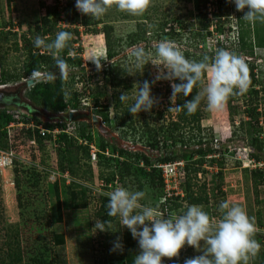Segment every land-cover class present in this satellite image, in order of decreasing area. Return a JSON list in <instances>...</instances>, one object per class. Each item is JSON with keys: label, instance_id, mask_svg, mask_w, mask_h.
Returning <instances> with one entry per match:
<instances>
[{"label": "rangeland", "instance_id": "obj_1", "mask_svg": "<svg viewBox=\"0 0 264 264\" xmlns=\"http://www.w3.org/2000/svg\"><path fill=\"white\" fill-rule=\"evenodd\" d=\"M69 2L70 0H0V91L15 99L0 106L31 112L37 115L42 124L57 122L64 116L67 120L85 122L96 145L99 139H104L118 148L146 154L150 156L151 162L171 154L183 159L185 163L192 162L199 158L196 155L190 156L194 148H210L212 151L201 159V165H190L188 170L187 177L194 183V190L208 197L206 204L197 206L202 207L214 219L220 218L218 207L221 201L242 206L254 221L256 231L253 239L259 244V249L255 255L249 256L247 264H259L260 256L264 254V181L254 187L251 170L259 169L264 175V143L261 145L262 149L258 150L261 162L250 160L248 154L257 150L251 140L253 135L246 134L247 126L242 122L247 120L244 111L247 108L246 102L251 98L257 104L255 112L260 114L259 126L264 128V50L254 47L252 56L239 52L237 34L240 29L251 30L254 24L260 23L259 26L262 27L261 21L248 22L243 19L247 8L237 11L230 0H207L205 9H201L202 0H150L147 9L140 15L120 11L113 5L99 18L100 23L93 26V18L80 13L76 7L73 9ZM49 7L57 11V15L51 20L55 22L56 30L43 39L51 42L61 29L68 28L72 34L70 41L73 43V50L68 55L77 54L81 58L80 66H67L66 76L61 75L58 67L43 69V72L36 71L39 73L33 75V82L29 85L21 78L7 79L9 74L23 73V66L28 59L23 49L22 36L35 40L38 35L34 28L43 24L48 16L47 10H53ZM200 9L211 19L208 32L201 29ZM73 16L77 20L84 18L83 21L88 26L85 27L77 20L70 22ZM239 19L243 20L240 29L237 24ZM105 24L112 28L114 53L111 57L107 56L101 31ZM86 28H94L96 32L86 31ZM73 30L78 33L75 34ZM258 31L263 32L261 28ZM161 41L173 42L189 60L198 61L205 55L211 60L220 49L234 52L244 61L251 60L256 66L254 73L259 81L253 87L257 90V96H251V88L248 87L245 92H239L232 99L230 104L233 109L228 108L227 102L220 109H210L203 96L207 81L205 74V83L194 87L188 97L180 95L179 104L177 97L171 98V83L180 81L156 80L158 67L149 63L137 69L132 56V51L136 48H143L154 54ZM41 50L48 51L44 47ZM106 68L110 70L108 77L105 74L101 76ZM58 81L65 99L72 98L73 90L78 92L81 85L84 86L89 92V105L92 104L91 99L96 101L98 110L107 112V120L103 119L95 106L90 108L88 105H78L77 111L71 113L69 119L65 112L53 113L39 106L29 96L35 83L51 82L54 86ZM144 81L150 83L151 94L156 98V103L149 111L142 110L136 114L129 112L125 115V110L133 103L132 98ZM123 92L129 96V100L122 103L119 96ZM198 92L202 96L197 108L200 116L199 131L194 124H185L172 133L176 144L172 150L160 151L158 147H148L146 131L157 129L166 120L165 117H158L156 112H161L166 117L170 113L173 118L177 106L190 100ZM81 96L82 94L79 97ZM117 101L119 105L115 107ZM120 117L125 118L126 123H132L133 132H129L130 128L119 127L117 120ZM87 131L88 129L85 130ZM123 133L128 137H124ZM22 135L16 137L13 150L18 158L14 164H19L22 168L26 166V171L18 173V168H13V164L0 168V264H11V252L19 254L20 259L15 264H102L104 259L110 258L116 251L111 250L112 245L103 247L102 244L108 238L100 235L99 230L94 227L96 220L98 221L95 217L99 195L96 186L103 167L89 165L80 152L70 145L71 151L67 157L71 158V172L67 171L66 177L58 169L57 149L48 142H44V146L35 153L32 151L31 156L35 161L33 166L28 159L32 147L27 145L26 138ZM162 136L169 135L160 132L158 139ZM257 136L262 138L263 135L258 133ZM199 138L202 143L197 145ZM179 139L182 140V145ZM5 144L7 142L0 136V148L5 149ZM259 144L260 141L257 142V147ZM194 169L198 171L194 172ZM106 170L110 171L111 168ZM143 170L130 165L129 174L124 176L122 182L123 187L143 191L145 196L140 201L141 204L158 206L160 209L159 196L162 188L157 182L152 184ZM219 173L221 177L218 176ZM15 180L19 182L18 188L14 186ZM72 184L80 188L72 187ZM82 189L86 190L85 194L80 191ZM109 191L110 189H106V193ZM188 206L191 205L181 203L180 207L172 209L170 213L182 214ZM118 227L120 232L114 236L113 242L119 238L123 251L127 250V255L134 264L135 256L140 251L137 240L126 227L120 223ZM200 243L201 249L185 245L178 256L163 258V264H175L174 261L178 260L179 264H184L186 259L200 255L207 247L203 241Z\"/></svg>", "mask_w": 264, "mask_h": 264}, {"label": "clouds", "instance_id": "obj_2", "mask_svg": "<svg viewBox=\"0 0 264 264\" xmlns=\"http://www.w3.org/2000/svg\"><path fill=\"white\" fill-rule=\"evenodd\" d=\"M237 11H244L242 16L248 22H264V0H230ZM150 0H75L76 9L91 18H101L113 5L120 11L131 15L142 14L149 6ZM72 39L68 31H59L55 39L46 42L39 36L34 45L44 47L52 53L62 76L67 75V64L59 58L60 53ZM136 68H143L151 63L158 67L156 80L180 81L171 83V98L182 95L188 97L194 87L207 81L203 88L210 109H220L228 98L238 91L243 93L249 85V72L246 62L234 52L220 49L211 58L205 55L198 61L187 59L182 51L171 41H161L155 53L143 48L132 51ZM97 64V63H96ZM97 67L99 65L97 64ZM154 83V82H153ZM128 112L132 114L149 111L156 103L151 94L148 81L139 86L138 93L132 98ZM202 99L198 92L190 100L177 106L187 114L194 113ZM123 103L129 100L124 92L119 96ZM143 191H132L117 187L108 193L107 215L118 217L121 226L126 227L137 240L139 253L134 264H163V258L179 255L185 245L201 249V241L207 245L200 255L186 259L184 264H247L250 255H255L259 244L253 239L256 231L254 221L246 210L238 204L221 201L218 207L220 218L214 219L197 205L188 206L182 214L165 213L159 207L141 204ZM106 221H97L96 230H109ZM115 250H123L119 238L114 242Z\"/></svg>", "mask_w": 264, "mask_h": 264}, {"label": "trees", "instance_id": "obj_3", "mask_svg": "<svg viewBox=\"0 0 264 264\" xmlns=\"http://www.w3.org/2000/svg\"><path fill=\"white\" fill-rule=\"evenodd\" d=\"M69 4L71 5V7L73 9H75V0H70ZM207 4V0H202V4H201V9H205V6ZM49 9H53V10H47V18L44 19V22L41 26L36 25L35 26V31L37 33V35L43 39V37L47 34H53L56 30V24L55 22H52V18L54 15H57V11L55 8H51L49 7ZM199 10V15L201 18V29L205 32H208V27L209 25L212 23L211 19H209L206 15V13L203 10ZM50 17V18H48ZM84 19V18H83ZM83 19L81 18V20H77L76 18H74V16L72 17V20L70 22H75L77 20V22L82 23L85 27L88 26V24L83 21ZM83 21V22H82ZM211 22V23H210ZM100 23V19L98 18H93L92 19V24L93 26H95L96 24ZM243 23V20H238L237 24L239 26V29L241 27V24ZM263 24V26H259L260 23L254 24V27L249 30H239L238 34H237V40H238V51L241 53H245L247 56H252L253 54V48L254 47H260L264 50V22H261V25ZM262 29L263 32H259L258 29ZM86 31H90L91 33H95L96 29H91L88 30V28H86ZM102 33L104 36V43H105V47H106V52H107V56L111 57L114 53L113 51V44H114V40L111 37V32H112V28L110 25H103L102 28ZM61 31H68L71 32L68 28H64L61 29ZM75 34L78 33L77 30H73ZM23 39V49L26 52V58L28 59L24 66H23V73L21 75H13V74H9L7 79H19V78H25L26 76L30 75L32 72L34 71H39V72H43V69H51L53 67H57L56 65V61L53 58V55L51 52L49 51H42V47L37 48L34 45V41H31L29 38H27L25 35L22 36ZM36 39V38H35ZM73 50V43L71 41L68 42L67 46L60 52L58 53L59 58L63 59L67 66L71 65V66H80L81 64V58L75 54L74 56H70L68 55L69 52H72ZM186 55V54H185ZM248 67V72H249V85L248 87L251 88L250 91V95L251 96H257V90H254L253 87L259 82L258 78H256V74L254 73V69H255V64L254 62H252L251 60L249 61H245ZM82 69V68H80ZM109 69L106 68L103 73L105 74L106 77H108V73H109ZM261 74L263 72H260ZM3 83V82H1ZM39 87H43L42 89H39ZM264 88V84L262 86ZM239 92L236 91L234 92L233 95H231L227 102L228 108H232V105L230 104L232 99L237 97V94ZM80 92H77L76 90H73L72 93V98L70 99H65L64 98V93L61 90V83L60 81H58L54 86L51 84V82H46L44 84H42L41 82H37L35 83L31 89H30V93L29 96L33 99L37 101V104L41 107H45L48 110H50L53 113H64L66 111V106L70 105L72 106L74 109L77 108L78 106V102H79V96H80ZM180 96H177V101L179 102V98ZM254 100H252L250 98L249 101L246 102L247 104V108H245V115L247 117V120L242 123L246 124L247 128H246V134H252L253 138L252 143H255V150H257V152H251L249 155V159L252 160L255 163H260L261 162V156L258 154V150L260 151L262 149L263 143H264V128H260L259 126V113L255 112V108H256V103H253ZM180 104V102H179ZM119 105V102L117 101L115 103V107ZM94 106L96 108L97 111L98 110V106H97V102H94ZM101 114V116L103 117L104 120H107V112H103L100 111L99 112ZM125 115H128L129 112L128 110H125ZM157 116H160L161 113L160 112H156ZM37 115H34V119L39 122L38 118L36 117ZM125 117V116H124ZM199 112L198 110H196L194 113L192 114H187L186 110L182 109L180 111L176 112V121H170L169 125L164 128L163 126H159L157 129L155 130H149L147 127L146 129H148L146 131L147 133V140H146V144L148 147L150 148H160V143L161 146H164V144L166 143V141H171L173 148L175 147V139L172 136V133L177 132L178 130H180L183 126H185V124H194L197 131H199ZM10 120V116L5 114L3 110H0V128L3 127L4 124H6L8 121ZM65 121L66 118L64 116V118L62 120H58L57 122H53V123H49V124H44L46 127L52 128L54 126H64L65 125ZM118 125L119 127L122 128H130L128 129L129 132H133V126L132 123H126L125 122V118L120 117L118 120ZM77 128L75 129V131L77 132V134L83 138H85L88 142L94 140L93 139V135L92 132L90 131V129L88 128V124H86L85 122H81L78 123L76 122ZM88 129L87 132H85V130ZM168 133L169 136H162L158 139L159 137V133ZM5 132H0V136H4ZM258 133H262V138H259L257 135ZM142 133H141V137H142ZM27 136L30 137V132H27ZM124 137H128L126 133H123ZM36 142L38 145V150L40 148H42L44 146L43 144V139L37 134L36 135ZM61 138L64 140V145L63 148L61 147H57V164H58V169L60 172H71L70 168H69V164L71 163V158L67 157L68 154L70 153V145H73L77 151L80 152L82 158H85L87 163H88V157H89V150H88V146H84V145H77L75 143V140L70 139L67 140L65 135H62ZM46 139H49V137H46ZM95 141V140H94ZM180 145L183 144L182 140H180ZM261 142V144H259V146L257 147V142ZM197 145H199L201 142V139L199 138V140H197ZM6 145V144H5ZM262 145V146H261ZM97 146L100 149H104L105 147V143H104V139H99ZM111 146L115 149L118 150V152L121 155H124L126 157V160L123 162H118L119 166L114 167V164H112L111 161L113 160H109L104 158V156L102 155H98V162H97V166H101L103 167V172H101V175L99 176L100 179H104L105 181H110L113 176L115 171L117 172V174L119 175L121 181L123 182L124 176L126 174H129L130 171V165H133L135 167L141 168L139 166V163L142 162L144 165H151V158L150 156L146 155V154H141L140 152H131L126 148H118L117 146H115L114 144L111 143ZM5 147V146H4ZM212 150L210 148H194L193 151L190 152V156H198V160H192V162H186L185 163V170H186V182L184 184V196L182 197V201L186 202L188 205H200V204H206L208 201V197L205 194H202L199 191L194 190L193 188V182H190V178L187 177L188 175V170H189V166H194V165H201V159L204 158L206 155H208L209 152H211ZM172 152V151H171ZM176 158H179L178 156H175L173 154L171 155H164L162 158H159L156 161H171L174 160ZM67 163H66V162ZM211 162L213 160H210ZM115 163H117V160L114 161ZM89 164V163H88ZM90 165V164H89ZM91 168V166H90ZM107 168H111L110 171L106 170ZM198 169V168H197ZM197 169H194V172L198 171ZM145 172V170H143ZM159 171L156 168H151L149 171H146L145 174L146 176L149 177L150 182L159 184L160 186H162V179L158 173ZM251 175L252 177V181H253V186L256 187L260 182L264 181V175L263 172L259 169H254L251 170ZM219 177H221V174H218ZM103 177V178H102ZM14 186L16 188L19 187V182L18 180L14 181ZM72 187H78L80 188V186L76 185V184H72ZM83 190V191H82ZM80 190L82 192V194H85L84 192H86L85 189ZM200 190V189H198ZM17 196V200H18ZM97 201H98V207L96 208V212H95V217L98 219V221H102L105 222V227H107L109 230H105V231H100L99 230V234L103 235L105 238H108V241L103 243V247H109V246H113L114 242V236L118 235L120 232V229L118 227L119 225V219L118 217H109L107 215V203H108V198L104 197V196H97ZM180 201L178 198H175L174 201L171 202V209H175L177 207H180ZM115 228V230H114ZM127 250H116L113 255L110 258H106L104 259V261H102V264H109V263H120V264H132V258L130 256L127 255ZM181 255V254H180ZM10 257V261L9 263L11 264H15L19 261L20 257L19 254H17V252H11V254L9 255ZM175 259V258H174ZM175 264H179L180 261L178 260V262L174 261ZM101 264V263H100ZM259 264H264V254H261L260 259H259Z\"/></svg>", "mask_w": 264, "mask_h": 264}, {"label": "built area", "instance_id": "obj_4", "mask_svg": "<svg viewBox=\"0 0 264 264\" xmlns=\"http://www.w3.org/2000/svg\"><path fill=\"white\" fill-rule=\"evenodd\" d=\"M38 73L39 72L34 71L25 78H21V80L26 81L28 78H32ZM103 74L104 73L101 72V76H103ZM78 92L82 94V96L79 97L78 105L83 107H87L88 105L90 108H93L94 102L91 99L92 104L89 105V92L84 89V86L81 85V89ZM0 110H3L5 114L10 116V120L0 128V132H5L3 138L7 142L5 149L0 148L1 169H4L6 166H10L12 164L14 166L13 168H18V173H21L24 169H27L26 166L22 168L19 164H14L18 156H16L13 148L16 143V137L19 134H23L22 136H25L27 145L29 147H32L30 149L31 152L28 154V159L31 161L33 166L35 165V161L32 159L31 153L32 151L33 153H35V151L38 150V145L35 138L37 134L44 140L43 143L48 142L52 144L54 148H63L64 140L61 138L62 135H65L67 140L74 139L77 145L88 146V163L91 166L97 167L99 154L104 156V158L106 159L113 160L111 162L112 164H114V167L119 166L118 162H123L126 160V157L124 155H121L117 149L113 148L111 146V143L107 140H104V149H100L96 145L94 140L88 142L85 138L79 136L75 131V129L77 128V121L66 119L64 126H54L52 128H49L41 122H37L34 119V114L31 112H20V110H16L14 108L9 109L8 106H0ZM75 111H77V109H74L72 106L67 105L65 111L66 117L69 116V114L74 113ZM170 116V113L167 117L162 114L158 116L162 119L165 117L166 119L165 124L159 126H163L164 128H166L169 125L170 121H176V113L175 117L171 118ZM28 131L30 132V137L27 136ZM46 137H49V139H46ZM159 146L160 151H170V149L172 150L173 148V145L169 140L166 141L164 146H161V143ZM115 160H117V163L114 162ZM139 166L142 167L145 171H149L151 168H156L159 171L158 173L162 179V193L159 196L161 211L165 213L172 212L170 206L171 202L174 201L175 198H178L180 200L178 202L182 204L185 203L182 201V197L184 196V184L186 182L185 161L183 159L176 158L171 161H154L151 165L148 166L140 162ZM63 175L67 177V172H64ZM117 187H123V183L116 171L110 181L100 179L99 183L96 186L98 194L106 198H108V193H110ZM106 189H110V191L106 193Z\"/></svg>", "mask_w": 264, "mask_h": 264}, {"label": "water", "instance_id": "obj_5", "mask_svg": "<svg viewBox=\"0 0 264 264\" xmlns=\"http://www.w3.org/2000/svg\"><path fill=\"white\" fill-rule=\"evenodd\" d=\"M33 82V80L31 79V78H29V79H27L26 80V83H27V85H29V84H31ZM1 95H3V93H1V91H0V98L2 97ZM7 102H4V101H0V105H2V104H6ZM69 119L71 118V114H69ZM93 119L94 118H96V117H92ZM126 145H128V144H126ZM130 145V144H129Z\"/></svg>", "mask_w": 264, "mask_h": 264}, {"label": "flooded vegetation", "instance_id": "obj_6", "mask_svg": "<svg viewBox=\"0 0 264 264\" xmlns=\"http://www.w3.org/2000/svg\"><path fill=\"white\" fill-rule=\"evenodd\" d=\"M2 97L0 98V101L2 100V101H4V102H10V100L13 98V96L12 95H9V94H3V95H1ZM14 99V98H13ZM15 100V99H14Z\"/></svg>", "mask_w": 264, "mask_h": 264}]
</instances>
